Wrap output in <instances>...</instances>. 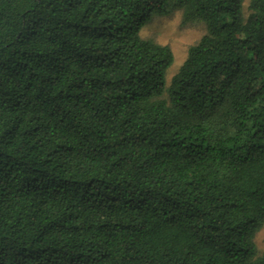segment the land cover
<instances>
[{"label":"trees","instance_id":"trees-1","mask_svg":"<svg viewBox=\"0 0 264 264\" xmlns=\"http://www.w3.org/2000/svg\"><path fill=\"white\" fill-rule=\"evenodd\" d=\"M0 0V264H264V0ZM182 11L173 54L141 36Z\"/></svg>","mask_w":264,"mask_h":264},{"label":"rangeland","instance_id":"rangeland-1","mask_svg":"<svg viewBox=\"0 0 264 264\" xmlns=\"http://www.w3.org/2000/svg\"><path fill=\"white\" fill-rule=\"evenodd\" d=\"M250 0H245L244 9ZM205 33L204 25L199 22L183 24L182 11L175 10L168 16L158 17L153 23L143 28L141 36L154 43L166 45L173 54V63L167 69L165 79L169 84L186 59L188 49L195 45ZM259 252L264 251V226L254 238Z\"/></svg>","mask_w":264,"mask_h":264}]
</instances>
